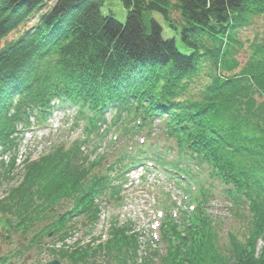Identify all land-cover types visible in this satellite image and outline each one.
<instances>
[{"label": "trees", "instance_id": "trees-1", "mask_svg": "<svg viewBox=\"0 0 264 264\" xmlns=\"http://www.w3.org/2000/svg\"><path fill=\"white\" fill-rule=\"evenodd\" d=\"M105 2L0 0V192L23 134L54 111L76 108L82 134L23 164L0 216L29 237L23 249L50 233L63 242L77 220L90 232L105 200L118 207L128 173L150 164L187 200L160 204L159 249L140 257L133 225L113 220L102 244L46 253L68 264H264V39L243 66L235 59L264 0H118L123 22ZM214 194L241 224L226 241L208 213Z\"/></svg>", "mask_w": 264, "mask_h": 264}, {"label": "rangeland", "instance_id": "rangeland-1", "mask_svg": "<svg viewBox=\"0 0 264 264\" xmlns=\"http://www.w3.org/2000/svg\"><path fill=\"white\" fill-rule=\"evenodd\" d=\"M102 12L104 14H111L119 22L125 20L126 12L118 0H106ZM12 38L13 35L9 36L4 42H9ZM237 38L240 45L236 48L237 53L235 59L241 67L248 59L250 46L254 43H260L261 40L264 39V14L252 17L248 25L244 26V28L239 31ZM2 45L3 42L0 43V46ZM72 110L76 111V108L68 107L64 109V111H56L51 115L45 126L38 127L35 125L32 129L26 131L19 145V156L16 164H20L22 161L25 162V165L35 162L41 155L47 154L52 151L53 148L60 145L68 146L73 140L80 138V136H82L81 125H79L78 128L72 125L69 114ZM111 136L112 135H109L107 137L108 141H113V137L111 140ZM139 138L140 135L135 137L133 141L136 142ZM1 159L4 160L5 165L8 163L9 158L3 157L0 158V160ZM25 165L22 167L18 166V170L14 172L15 176L13 180H10L6 185L4 184L5 186L2 187V192L11 188L12 185L16 186L21 183ZM144 169V167L137 168L128 173L127 181L122 186V201L120 205L114 207L113 204L109 201L107 203V200H105L101 207L99 218L90 232H87V227H81L80 225L82 223L77 220L73 224V228L76 226L77 230L69 239L57 243L51 236L42 241V247L40 246V248L27 247V249H23L29 237H25L26 240H24L19 238L18 234L14 231L5 233L3 230H0V256L5 258L4 262H6L3 264L48 263L53 260V256L47 254V250H44V248H48L52 251L62 249L65 251L66 248H72V250H74L75 247L77 248V246L73 244L75 241H79V244H77L79 247L85 246L89 241H91L89 245H99L107 238V231L113 220H116L117 226L128 223L133 225L134 232L139 235L138 245L140 257L145 255L147 246H150L151 249H157V244L153 243L154 241H158L156 223H158L159 220L158 213H164L160 204L173 202L176 208L185 210L186 206H184V202L187 200L180 191L166 181V178L160 171L153 168H150V171H145ZM2 192L0 193V198H2ZM216 192H218V190H216ZM208 205V213L220 221L221 224L217 228L218 233L222 239L226 241V235L228 233H233L234 228L238 229L237 225L240 223L234 221L230 217V213L227 211L228 203L223 197L214 194ZM240 229H243V227ZM3 234H8L11 237L10 241L3 243L1 238ZM260 248L261 244L258 243L256 254H258ZM15 252L22 253V255L19 257H12ZM56 260L68 264L65 260Z\"/></svg>", "mask_w": 264, "mask_h": 264}, {"label": "water", "instance_id": "water-1", "mask_svg": "<svg viewBox=\"0 0 264 264\" xmlns=\"http://www.w3.org/2000/svg\"><path fill=\"white\" fill-rule=\"evenodd\" d=\"M3 228L6 232L13 229V224L8 220L7 216H0V229ZM9 241V238L7 236H4L3 242ZM46 264H60L57 261H51Z\"/></svg>", "mask_w": 264, "mask_h": 264}]
</instances>
